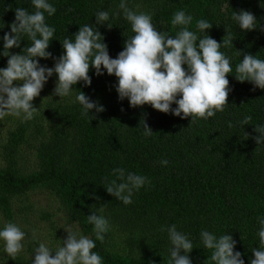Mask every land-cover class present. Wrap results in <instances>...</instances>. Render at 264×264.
<instances>
[{"label":"trees","instance_id":"obj_1","mask_svg":"<svg viewBox=\"0 0 264 264\" xmlns=\"http://www.w3.org/2000/svg\"><path fill=\"white\" fill-rule=\"evenodd\" d=\"M51 2L56 13L46 20L56 31L48 50L56 57L63 53L60 41L71 38L84 24L96 27L95 12L111 13L119 4V0ZM17 7L34 11L31 0H0V37L10 32ZM128 7L151 14L154 26L166 35L175 36L178 31L171 25V17L181 9L194 17L189 30H196L197 19H206L212 23L206 31L218 43L226 31L230 32L233 47L220 50L231 57L233 69L240 60L237 50L242 53L241 59L243 54L264 59V0H129ZM240 10L256 17V29L241 31L237 27L231 15ZM111 23L112 28L100 25L98 30L110 57L115 58L133 33L122 18ZM26 43H30L27 38L21 48ZM10 52L19 53L20 49ZM6 61V57H0V67H5ZM39 63L53 66L51 59H40ZM234 74L227 76L232 91L224 112L194 123H190V117L182 120L149 105L129 107L127 99L118 100L116 77L106 73L96 76L91 68V86L83 87L81 82L74 87L98 101L105 111L93 110V117H83L79 104L53 95L54 74L34 98L38 109L35 118L17 121L8 132L4 164L0 166L3 218L16 223L13 207L20 200L19 212L28 219L24 211L37 209L30 208L28 198L49 194L59 202L67 223L92 239L93 226L87 222V215L103 207V213L98 214L105 215L111 227L103 242L96 241L94 249L103 264H167V233L160 229L172 224L193 240V264H211L210 250L203 249L199 242L202 229L217 235L231 234L237 241L235 250L249 264L254 258L251 250L259 244L256 218L264 216V144L257 145L254 139L259 135L255 125L264 124V90L253 91L251 83L237 81ZM245 116L251 120L240 126L238 122ZM143 121L152 136L143 135ZM26 148L35 151L30 168L22 164ZM161 159L168 164L162 166ZM113 168L145 175L151 185L134 192L132 203L124 205L104 188L114 179ZM39 213L44 220L55 216L42 207ZM57 236L63 240L60 232ZM58 239L54 244L60 243ZM32 253L30 246L14 261L7 260L0 250V264H31Z\"/></svg>","mask_w":264,"mask_h":264},{"label":"clouds","instance_id":"obj_2","mask_svg":"<svg viewBox=\"0 0 264 264\" xmlns=\"http://www.w3.org/2000/svg\"><path fill=\"white\" fill-rule=\"evenodd\" d=\"M128 3L129 0H119L117 10L111 13L97 10L94 14L96 27L84 24L71 38L65 37L60 41L63 53L58 57L48 50L56 31L46 20V16L56 13L51 0H31L32 12L17 7L10 32L0 37V57L7 58L6 66L0 67V119L10 116L21 123L33 120L38 110L33 104L34 98L54 74V96L79 104L83 117H93V110L102 113L105 111L103 105L74 87L81 82L83 87L91 86L90 68L96 76L105 73L115 76L118 100L127 99L129 107L149 105L182 120L190 117V123L207 121L224 112L232 91L227 78L230 73L234 72L235 79L241 83H251L253 91L264 90V59L251 54H243L241 59L242 53L237 50L240 60L233 69L231 57L220 50L233 47L230 32L226 31L222 42L218 43L207 33L212 23L206 19H197L196 30H189L194 17L181 9L171 17V25L178 31L175 36L166 35L154 26L151 14L138 13L129 8ZM117 18L130 25L133 35L125 40L123 50L111 58L98 26L112 28L111 22ZM231 19L241 31H252L258 25L256 17L247 10L233 11ZM25 38L30 43L21 48ZM13 48H19L20 52H10ZM40 59H51L53 66L41 65ZM250 120V116H245L238 123L244 126ZM254 131L259 134L254 137L256 144H264V124L255 125ZM143 135H153L144 121ZM159 163L166 166L168 161L161 159ZM111 174L114 179L104 188L124 205L132 203L134 192L151 185L145 175L126 172L124 168H113ZM98 213H103V207L87 215L95 239L82 234L78 227L68 225L63 228L66 237L62 241L58 239L60 243L55 250L45 242L37 243L31 264H103L102 256L94 249L96 241H104L111 226L109 219ZM256 221L259 244L252 248L254 258L249 264H264V216H257ZM160 231L167 233V264H193L190 253L194 245L189 234L178 230L176 224L166 229L162 227ZM26 237L27 233L19 224L0 221V250L7 260L15 261L25 251ZM31 239L37 240L35 229L31 231ZM199 242L203 249L210 250L211 264H245L242 253L235 250L237 241L227 232L217 235L202 229Z\"/></svg>","mask_w":264,"mask_h":264},{"label":"rangeland","instance_id":"obj_3","mask_svg":"<svg viewBox=\"0 0 264 264\" xmlns=\"http://www.w3.org/2000/svg\"><path fill=\"white\" fill-rule=\"evenodd\" d=\"M17 119L13 117H5L0 119V166L4 164L3 161V153L5 152V145L8 138V132L15 127L17 123ZM35 151L31 148H26L22 151V164H25L27 167H31L34 164ZM20 200L15 201L13 212H14V221L19 224L23 230L27 233V243L25 246V251H27L30 246L34 249V247L39 242H45L50 247L55 248L56 244H54V240L58 239L57 233H61L62 238L64 239L67 233L63 228L67 227L68 224L65 218V214L60 210L59 202L49 194L38 193L33 197L28 198V205L31 207L36 206L37 209H29L25 210V214H27L26 219L19 211H20ZM27 204V203H26ZM24 206V205H22ZM42 207L45 210H49L55 213L53 218L44 220L42 215L39 213V209ZM0 221H7L3 218V215L0 213ZM54 222V223H53ZM75 226V225H73ZM77 227V226H75ZM35 229L37 233V240L32 241L31 239V231ZM64 231V233H63ZM63 234V235H62ZM29 252V250H28Z\"/></svg>","mask_w":264,"mask_h":264}]
</instances>
